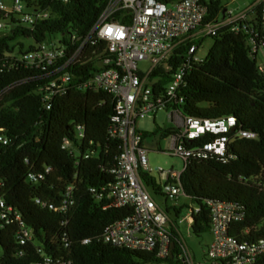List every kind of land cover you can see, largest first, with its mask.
I'll return each instance as SVG.
<instances>
[{"label":"trees","instance_id":"obj_1","mask_svg":"<svg viewBox=\"0 0 264 264\" xmlns=\"http://www.w3.org/2000/svg\"><path fill=\"white\" fill-rule=\"evenodd\" d=\"M30 12H48L47 19L25 25L14 14L6 17L0 9V183L7 205L20 215L33 232L26 246L19 244L20 222L10 217L0 220V264L41 263L44 255L71 264H154L155 254L130 250L105 243L101 239L110 223L131 214L130 208H116L90 189H100L114 182L117 166V141L108 135L115 111L113 96L105 91L84 89L98 65L113 61L106 43L92 34L96 22L110 0H16ZM165 5L179 0H154ZM204 26L212 24L223 12L221 0H210ZM262 6L259 7L260 16ZM120 13L112 18L119 19ZM252 26L261 30L259 20ZM63 33L65 58L84 44L77 60L64 71L71 75L63 94H57L50 109L42 106L39 90L57 77L55 66L32 68L16 56L12 46L19 38L33 40L27 52L53 35ZM261 34V33H260ZM75 36V40H71ZM209 37V36H208ZM248 31L220 29L213 46L202 61L191 63L183 78L180 95L183 103L176 108L185 117L216 120L226 116L236 119V126L226 135L227 158L215 155L194 159L181 173L180 182L188 198L200 208L193 214L192 231L200 236L210 231V202L229 203L244 221L233 234L242 240L264 239V75L251 57ZM180 45L169 62V69L158 67L149 75L155 81L153 95L161 93L184 64L186 47ZM26 52V53H27ZM140 75H145L140 73ZM82 132V137L80 133ZM173 128H158L152 135L163 139L175 134ZM254 134L253 138L240 133ZM148 136L143 133V140ZM70 148L63 147V140ZM215 137L206 134L185 140L188 147L201 148ZM29 173L41 175L32 181ZM148 189L160 193L155 177L141 172ZM68 190L70 194L67 195ZM161 194V193H160ZM40 202L37 203L36 201ZM67 202L66 209L62 208ZM71 204V205H68ZM52 206V208H50ZM183 208V207H182ZM182 208L176 209L180 214ZM248 230V233H245ZM89 242L84 244V240ZM23 248L24 254H19ZM41 249L42 252H39ZM181 264L179 261H165ZM257 264H264V254Z\"/></svg>","mask_w":264,"mask_h":264},{"label":"built area","instance_id":"obj_2","mask_svg":"<svg viewBox=\"0 0 264 264\" xmlns=\"http://www.w3.org/2000/svg\"><path fill=\"white\" fill-rule=\"evenodd\" d=\"M234 1L236 0H230ZM209 3L210 0H179L165 5L154 0H110L91 32L98 40L106 43V49L112 55L113 61L106 60L98 65L85 83L84 89L105 91L113 96L115 111L108 135L117 141L119 154L114 182L104 185L100 193L94 188L90 190L99 199L105 198L110 201L116 208L132 210L131 214L107 225L101 239L116 247L153 253L158 259L154 264H167L165 262L167 260L172 263L179 261L181 264L195 263L187 246L175 236L174 223L152 199L148 187L141 178V172L156 178L161 186L160 193L168 200L188 198L180 182L181 173L194 159H208L212 155L226 159L228 142L226 135L236 126V119L233 116L216 120L185 117L176 108L177 104L183 103L180 89L186 72L190 69L191 63L202 61L196 55L199 49L196 44L186 47L184 64L180 65L163 92H156V95H153L155 81H150V73L158 67L169 69V62L181 44L185 45L199 35L216 37L220 29L230 27L236 33L249 32L248 45L251 57L256 59L258 64V57L261 56L262 63L258 64V69L264 75V0H257L235 15L225 8L215 22L204 26ZM260 6L262 10L259 16ZM0 9L6 17L14 14L28 26L49 16L48 12H30L16 0L12 8H8L0 1ZM118 12H121L120 18L113 19ZM256 19L260 22L261 34L252 26ZM2 26L0 24V28ZM75 39V36H71V40ZM57 43V40L48 38L21 57L27 66L36 69L55 66L61 60H65L56 70L57 77L39 90L45 109H50L55 95L65 92L71 75L64 70L77 60L84 47L82 44L73 56L66 59L67 49ZM148 59L151 60L153 67L147 74L140 75L143 72L138 69V63ZM160 111L167 112L168 120L174 124L177 131L166 138L168 146L164 152L183 161L182 172L161 167L153 171L150 168L148 150L143 145V133L138 129L137 121L151 115L156 119L155 115ZM206 134H211L215 138L201 148L185 145V140H195ZM240 134L246 138L254 137V134L248 132ZM0 142L7 144L3 136H0ZM63 147L70 148V141L67 138L63 140ZM28 177L32 181L42 179L41 175L34 173H29ZM69 194L70 190L67 195ZM209 205L210 232L213 240L207 249L205 264H257L259 257L264 254V239L252 242L242 240L233 234L235 226L244 221V214L229 203L210 202ZM66 207L67 202L62 210ZM199 212L200 208L197 205L190 210L188 222L191 225L193 214ZM10 217L20 222L19 244L22 247L26 246L32 240L33 232L22 223L21 215L7 205L0 183V220L8 223ZM245 233H248V230H245ZM83 242L87 244L89 240L85 239ZM38 251L42 252L41 249ZM19 254H24L23 248ZM2 255L3 249L0 246V257ZM54 262V259L44 255L42 262L36 264ZM56 262L71 264L62 263L61 260Z\"/></svg>","mask_w":264,"mask_h":264},{"label":"rangeland","instance_id":"obj_3","mask_svg":"<svg viewBox=\"0 0 264 264\" xmlns=\"http://www.w3.org/2000/svg\"><path fill=\"white\" fill-rule=\"evenodd\" d=\"M8 8H12L14 0H0ZM257 0H236L230 2V0H221L223 8H227L233 12V15L241 12L250 7ZM63 33L55 34L51 37L52 40H57V45L61 44V40L64 38ZM195 42L199 44V49L196 53L198 59H205L209 50L213 46L214 39L208 36L199 35L195 38ZM19 44L23 45L22 53H26L31 46H35L33 40L25 37L19 38L12 44L15 48V55H21V49ZM262 63L261 56L258 57V64ZM153 67L150 59L144 60L138 63V69L147 74ZM156 119L151 115L149 118L138 120L137 127L142 133H147L143 140L144 147L148 150L149 165L150 168L155 171L157 168H163L165 170L173 169L176 172L183 171V161L178 158L169 155L164 152L167 149L168 143L166 139H163L159 134L152 135L158 128H173L174 124L168 120L166 111H160L156 115ZM154 176L156 174L153 173ZM157 177V176H156ZM152 199L156 204L168 215L169 219L174 223V234L181 240L189 249L193 261L195 264H205L207 261L206 252L210 246L213 236L210 231L200 236L193 233L191 224L188 222L189 212L195 207V203L192 200L180 197L174 200H168L164 195L154 192L152 189H148ZM183 207V208H182ZM182 208L180 214H176V209Z\"/></svg>","mask_w":264,"mask_h":264}]
</instances>
